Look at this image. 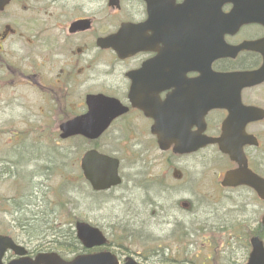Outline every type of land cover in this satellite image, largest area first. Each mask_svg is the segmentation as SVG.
Wrapping results in <instances>:
<instances>
[{"label": "flooded vegetation", "instance_id": "1", "mask_svg": "<svg viewBox=\"0 0 264 264\" xmlns=\"http://www.w3.org/2000/svg\"><path fill=\"white\" fill-rule=\"evenodd\" d=\"M233 7L231 0H0V133L46 138L48 130L50 137L71 140L76 170L79 144L116 157L123 194L133 185L190 204L218 200L215 191L223 190L253 203V189L221 184L224 171L237 164L217 144L181 151L184 141L193 146L220 136L227 110L206 108L221 96V73L261 62L248 47L216 56L222 14ZM261 38L264 26L250 21L223 36L231 46ZM263 85L243 88V104L264 108ZM102 116L111 118L109 124L91 137ZM75 119H82L80 131L75 125V133L62 139L61 125ZM258 123L245 127L258 147L243 150L248 167L264 177ZM62 153L63 167L68 152ZM209 186L219 190L207 194ZM12 258L6 252L1 264Z\"/></svg>", "mask_w": 264, "mask_h": 264}, {"label": "rangeland", "instance_id": "2", "mask_svg": "<svg viewBox=\"0 0 264 264\" xmlns=\"http://www.w3.org/2000/svg\"><path fill=\"white\" fill-rule=\"evenodd\" d=\"M259 93L264 96V85ZM254 131L264 149V122L254 125ZM10 135L0 133V234L11 236L31 250L42 242L44 249L67 258L75 253L63 251L52 241L57 228L69 233L75 221L84 220L103 231L108 239L106 247L120 260L132 256L145 264L245 261L249 247L235 240L232 230L214 231L212 227L219 216L230 213L235 203L237 210L242 209L235 218L247 219L252 227L264 211V203L253 199L246 207V197L215 191L219 195L216 202H194L186 211L170 198L151 196L133 185L123 194L127 188L124 182L114 191L96 196L83 180L79 165L77 170L74 167L71 140L50 137L48 130L46 138L25 134L14 139ZM64 149L68 154L62 167ZM84 150L85 146L79 144L78 161ZM260 152L264 155V150ZM215 159L218 161L216 155ZM205 190L212 194L215 188ZM62 240L69 241L67 236L58 242Z\"/></svg>", "mask_w": 264, "mask_h": 264}, {"label": "water", "instance_id": "3", "mask_svg": "<svg viewBox=\"0 0 264 264\" xmlns=\"http://www.w3.org/2000/svg\"><path fill=\"white\" fill-rule=\"evenodd\" d=\"M253 1V20L264 22V0ZM242 10V8H240ZM243 11V10H242ZM260 41L251 42L254 50H260L263 54V62L258 69L233 74L231 76L233 95L228 100L222 99L217 105L228 109L229 114L223 122L222 135L216 139L222 152L227 153L231 159L235 160L238 168L229 170L225 174V181L230 185L247 184L256 189L264 197V179L247 168L246 159L243 155L244 144H254L257 142L252 135L244 132V126L248 121L257 120L264 117V111L255 107L243 106L240 102V90L247 85L258 84L264 81V51L259 48ZM236 94V95H235ZM232 97V98H231ZM63 135L68 136L75 131L71 129V123L63 125ZM77 131H80L77 129ZM100 130L95 132V136ZM210 140H206L208 142ZM117 160L100 154L97 151H87L81 159V168L84 176L89 180L93 189L100 190L118 183L116 174ZM264 222V218L262 220ZM77 237L83 242L85 247L101 245L105 238L100 231L79 222L76 224ZM253 250L249 255L246 264H264V248L258 237L251 239ZM10 248L18 258L13 259L8 264H119L116 256L109 251L97 253L79 254L71 260H64L54 252L38 253L34 258L24 256L26 250L13 242L9 236L0 235V259L3 252ZM124 264H139L134 260H127Z\"/></svg>", "mask_w": 264, "mask_h": 264}, {"label": "trees", "instance_id": "4", "mask_svg": "<svg viewBox=\"0 0 264 264\" xmlns=\"http://www.w3.org/2000/svg\"><path fill=\"white\" fill-rule=\"evenodd\" d=\"M55 228V227H54ZM67 236L69 241L62 240L61 244L58 240L62 239V237ZM56 245L60 247L63 251H69L70 253H79L81 250V246L79 242L76 240L73 232L70 230L69 233L65 228H57V233L55 238L52 240ZM59 243V244H58Z\"/></svg>", "mask_w": 264, "mask_h": 264}]
</instances>
